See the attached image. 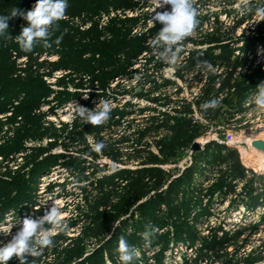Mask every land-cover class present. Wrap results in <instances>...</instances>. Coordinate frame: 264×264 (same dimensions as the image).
<instances>
[{
	"label": "trees",
	"instance_id": "16d2710c",
	"mask_svg": "<svg viewBox=\"0 0 264 264\" xmlns=\"http://www.w3.org/2000/svg\"><path fill=\"white\" fill-rule=\"evenodd\" d=\"M224 1L231 4L236 0ZM35 3L36 0H29L28 11ZM141 3L136 0H68L66 18L58 22V28L51 40L54 45L57 44L55 40L59 38L58 44L63 48V53L56 60H39V53L33 55L32 52L27 55L23 66L17 65L14 58L0 67V77L8 76L16 78L15 81H21L25 89L23 94L31 95L37 109L39 96L50 90L43 78L51 77L57 71H62L61 76L56 77V84L62 88L64 94L59 97V101L73 95L66 89L68 85L80 90L93 85L98 89L99 95H102L115 77L132 78L137 75L138 80H143V87L147 85L137 94L146 96L154 107L151 108L150 115L142 119L143 124L136 131V137L130 139L128 135L121 134L116 139L105 140L101 134L104 131L111 132L120 124L126 114L123 108H112L109 120L100 126L84 123L76 116L71 122L56 128L52 122L42 125L41 115L34 113L35 106L28 112L21 111L23 116H19V121H16V115L6 118V121L15 120L16 127L13 128L12 135L16 133L17 140H21L25 134H32L31 132L37 133L38 136L47 134L52 138L60 136L65 141L61 142V145L68 148L73 143L77 146L83 143L84 134L89 132L94 135L96 141L106 144L100 154L114 163H136L137 167L134 169L122 168L116 171V180L109 175L97 179L92 184L94 195L86 200L89 212L87 218L91 223L88 231H91V235L103 233L113 219H120L119 221L124 223L123 217L132 212V207H136L141 221L150 222L152 227L173 225L171 237L175 243L180 242L194 251V256L190 259L192 264H258L264 260V240L260 246L251 248L248 252H244V248L251 233L258 231L259 223L264 221V213L259 215L260 208H264V191H259V186L264 187V175L247 169L235 150L214 143L213 149L225 152L214 154L212 159H205L208 158L211 143L203 150L194 151L193 165L187 168L180 178L170 180L169 171L162 166L174 163L183 150L190 148L191 144L203 135L201 120H194L190 116L194 110L205 121L215 124H231L243 119L248 110L246 103L249 96L256 91L257 84L264 81V56L258 55V50L264 48V17L252 25L249 23L254 20L256 13H264V0H250L245 12L231 25L221 21L218 15L208 22L205 16L198 14L199 24L194 35L186 38L181 44V47L189 44L193 47L188 50L186 57L175 65L173 72V76L180 80L190 74L195 77L198 92L190 99L177 97L180 89L174 86L175 79L163 77L161 74L160 70L165 64L160 58H149V62L155 67L154 72L135 67L139 57L147 51L149 40L162 28L159 22L142 33L133 34L132 28L139 17L111 19L103 27L98 20L93 19L101 11L109 9L136 13L143 8ZM164 10L170 11L171 6L168 5ZM245 23L249 24L236 34V30ZM86 53L88 55L85 56ZM201 60L209 61L215 71H209L199 65ZM173 86L176 90L169 94ZM211 99H220L219 107L204 112L200 105ZM24 103L27 105L22 99L14 109ZM166 106L170 107L171 111L160 109ZM86 107L94 108L93 105ZM3 108L4 104L0 103V109ZM16 136L8 137L0 143V217L11 213L30 196L29 182L48 173L50 169L41 173L43 170L39 168L40 161L47 158L57 159L51 154H44L47 149L39 146L35 149L27 170H12L8 165L11 162L9 156L22 148L17 143L14 149L13 138ZM145 136L150 139L145 141ZM53 141L54 139L49 141L48 147L54 145ZM92 155L96 156V153ZM24 157L30 158L27 155ZM69 158L74 161L69 162L67 167L78 172L81 177L86 167L80 165V156L69 154ZM49 162L51 166L57 163L52 159H49ZM212 168H216L218 176L206 190L201 186H193L187 193H181L182 180L192 183L194 175L201 178ZM25 172L31 173L30 180L25 179ZM234 182L242 183L237 192ZM215 193L220 197L229 198L231 209L241 204L244 208L242 210L255 213L257 211L259 222L234 225L230 229L225 227L224 222H219L217 225H208L207 233L200 234L196 224L201 221L202 216L210 214L209 206H202V199L213 200ZM182 195L183 197H180ZM163 206H167L164 211ZM145 230L139 224V231L143 233ZM115 235L121 236L118 229ZM126 239L130 245L137 240L134 236ZM167 240L168 236L165 234L156 233L151 239V245L157 241L166 243ZM163 248L166 249L167 245ZM91 262L88 264H92ZM100 262L99 260L97 264Z\"/></svg>",
	"mask_w": 264,
	"mask_h": 264
},
{
	"label": "rangeland",
	"instance_id": "374dc122",
	"mask_svg": "<svg viewBox=\"0 0 264 264\" xmlns=\"http://www.w3.org/2000/svg\"><path fill=\"white\" fill-rule=\"evenodd\" d=\"M136 1L142 2L141 4H143V8L137 10L136 13H124L109 9L108 11H101L100 14L93 19L98 20L100 26L103 27L108 24L111 19H127L129 17H136L138 19L139 17L137 23L132 28V33H142L153 26L151 23V16L154 15L156 7L155 0ZM28 2L29 0H0V16L10 15L14 7L27 12ZM249 2L250 0H236L229 4L224 0H194L198 14L205 16L208 22L218 15L219 19L227 25L233 24V22L245 12L246 5ZM167 6L168 5H165L163 8H158L156 11H163ZM262 17H264V13L258 12L254 16V20L249 23L252 25ZM74 22H78V20H74ZM249 23H245L241 28L237 29L236 34H239L241 29ZM8 24L9 29L6 34L0 36V67L4 66L8 60H13L14 58L17 65L23 66L26 62L27 55L32 52L33 55L39 53V60L48 59L52 61L56 60L58 56L63 53L62 45H53L51 40L49 41L50 46H44L43 43H39L31 52H21L19 45L15 42V36L20 34L22 26H26L27 22L17 15L11 18ZM161 26L163 27L162 24ZM152 40L153 39L149 40L150 44L147 51L139 57L140 60L135 64L136 68L143 70L150 69L152 72L155 71V67L149 62V58L151 56L159 58V55L152 46ZM192 47L193 45L191 44L186 47H181L182 50L178 54L176 63L164 62L165 65L160 70L163 77L172 80L175 79L174 86L180 89L177 97L179 96L185 99H190L198 92L196 79L190 74L186 75L184 80H180L173 76V72L175 65L179 64V62L186 57L185 53ZM86 55H88V53H86L85 56ZM258 55L264 56V48L258 50ZM8 57L10 59H8ZM61 73L62 71H57L53 76L43 78L44 83L50 90L39 96L40 99L37 104L39 109L36 108V103L34 104L29 93L28 95H25V93L23 94L25 89H23L21 81H15L16 78L8 76L0 77V86L4 84L0 88V103L4 104L3 110L0 109V143L8 137L16 136V133L12 135V130L16 127V123H14L15 120L13 122L12 120L6 121V118H13L16 115L15 119L19 121L18 119L23 116L21 111L28 112L32 106L36 108L34 113L41 115L40 122L43 126L47 122H52L56 128H59L61 124L71 122L74 117L78 116L75 111V104L84 107L93 105V107H95L100 99L110 101L112 108H123L126 114L120 120V124L114 127L111 132L104 131L101 133L105 140L116 139L121 134L128 135L130 139L135 138L136 131L143 124L142 119L150 115L151 108L154 107V104L151 103L146 96L137 94L140 89L147 87V85L143 87V80H138L136 77L137 75L132 78L115 77L109 82L102 95H99L98 89L93 85L83 90L68 85L66 89L73 93V95L65 97L66 100L59 101V97L64 94L62 88L56 84V77H60ZM147 74H150V72H147ZM174 86L170 88L169 94L175 92L176 88ZM60 91H62V93ZM90 93H92V95H90ZM252 95L253 93L249 96L246 103L248 110L240 122L215 124L205 121L197 113L199 119L197 118L196 120H201L204 133L195 141L201 145L200 150H203L207 144L211 143L208 158L205 159H212L214 154L219 152L223 154L225 152V150L218 152L213 149L212 143L224 145L226 148L236 151L241 163L247 169L252 170V172L258 175H264V159H262L264 158V152L249 145L250 139L259 138L264 140V109L258 108L252 103ZM85 96H87V98H85ZM22 99H24L27 105L24 103L15 110L14 108ZM160 109L166 112L171 111V108L167 106L160 107ZM33 128L34 126L31 129ZM31 133L30 135H23L21 140H17V136L13 138V143L15 144L13 146L14 149L17 143L21 145L22 148L19 152L15 151L9 156L11 162H9L8 165L11 169L15 171H20L21 168L23 171L27 170L30 167V159H32V155L36 152L35 149L39 146L47 149V152L44 154H51L56 156L57 159L47 158L40 161L39 168L43 170L41 173L46 171L45 169L50 170H48V173L40 175L38 179L35 180L34 178L33 181L29 182L30 196L21 202L11 213H7L3 215V217H0V226L8 227L17 224L19 220L26 215H32L34 217L43 215L45 207L50 208L52 202L55 201L56 206L61 210V216H64L61 218V223L64 227L62 229H53L54 246L45 248L42 255L39 257L32 258L29 256V259L27 258V264H88L90 261H92V264H97L99 260L101 261L100 264H120L118 259L119 254L117 252L118 239L120 236L117 237L115 235L117 229L119 230V235H124L125 238H130L132 236L137 238L136 242L132 245L139 250L140 256L138 259L132 261L134 264H192L190 263V259L194 256V251L184 247L180 242L175 243L171 237L173 225L167 224L164 227L154 226V228L157 229L156 233L158 235L165 234L166 237L168 236V240L166 243L157 241L153 245H151L152 242L146 245L141 236L142 233L139 231V224L146 229L150 225V222L144 223L141 221L139 212L135 210L136 207H132V212H129L123 217L125 219L124 223H121L119 221L120 219H113L109 223L108 228L103 231V233L96 236L91 235V231H88L91 223L87 218L89 212L86 200L91 199L94 195L92 184L103 176L111 175L116 180V171L122 168L134 169L137 167L135 162L114 163L110 158L100 154V152H96L94 150L96 139L94 135L89 132L84 134L83 143H80L78 146L73 143L68 148H64L61 145V142L65 141H63L60 136L52 138L47 134L38 136L35 132ZM229 134L232 135L233 141L226 144ZM31 135H34L35 138ZM51 139H54V145L48 147V143ZM149 139L150 138L147 136L144 138L145 141ZM193 152L191 148L183 150L179 159L174 163L162 166L163 169L169 171L170 180L182 177L183 172L193 165ZM92 153H96V156H93ZM69 154L79 155L82 160L80 165L86 167L81 177L78 175V172L71 171L67 167L69 162L74 161V159L69 158ZM24 155L30 156V158L25 159ZM49 159H52V161L56 160L57 163L51 166ZM199 165H202V163H199ZM25 166H27V168H24ZM24 176L25 179L28 180L32 177L29 172H25ZM45 176L46 178L54 176V180L45 184L47 193H41L39 190L43 179H41V177L45 178ZM217 176L216 168H212L211 170H207L201 178L194 175L192 183L184 179L180 182L181 193H187L193 186H201L206 190L215 181ZM241 184V182H234L236 192L240 190ZM256 185L258 186L257 183ZM261 190L264 191V187L259 186V191ZM180 197H183V195ZM204 205L209 206L210 214L202 216L201 221L196 224V229L200 234L207 233L208 225H217L219 222H224L225 227L229 229L234 225L259 222V215L264 213L262 212V208H260L261 213L257 216V211L255 213L242 210L244 208L241 204H239L237 208L231 209L229 207V198L220 197L217 193L214 194L213 200L203 198L202 206ZM166 207L167 206H163V211ZM34 211L39 213L36 214ZM160 214L161 213H159V215ZM114 224L118 226L113 231ZM259 225V230L251 233L248 243L244 248V252H248L251 248H256L262 244L261 242L264 240V221H261ZM19 227V224L14 225L11 233L14 235ZM46 227L51 226L46 225ZM10 240L11 235L0 233V246H3ZM164 245H167L166 249L163 248ZM8 264H19V260L13 257L8 261ZM258 264H264V260Z\"/></svg>",
	"mask_w": 264,
	"mask_h": 264
},
{
	"label": "clouds",
	"instance_id": "9594fccd",
	"mask_svg": "<svg viewBox=\"0 0 264 264\" xmlns=\"http://www.w3.org/2000/svg\"><path fill=\"white\" fill-rule=\"evenodd\" d=\"M165 5H170L171 10L156 11ZM68 6V0H36L32 9L27 12L14 7L10 15L0 16V36H4L9 29L8 21L19 15L27 22V26H22L20 34L15 36V42L21 51L31 52L39 43L50 46L49 41L52 40L58 28V22L66 18ZM155 6L151 23L155 25L159 22L163 27L153 38L152 46L162 61L175 64L182 42L194 35L199 24L198 11L194 0H155ZM59 42L60 39L57 38L55 43ZM198 63L209 71H215L207 60H201ZM251 100L258 108L264 109V81L257 84ZM219 105L220 99H211L200 107L207 112L209 109L215 110ZM75 111L84 123L100 126L109 120L112 106L110 101L100 99L93 109L75 104ZM105 147L106 144L103 141L94 143V150L98 153ZM17 224L20 227L13 235L12 227ZM17 224L8 227L0 226V233L11 235V240L0 246V264H8L13 257L19 260V264H27L29 256L32 258L41 256L45 248L54 246L53 229L64 227L61 223V210L56 206L55 201L50 208L45 207L43 215L35 217L26 215ZM117 226L113 225V231ZM156 232L157 229L149 225L141 234L146 245L151 243ZM117 252L120 264H132V261L140 256L139 250L130 245L124 235L118 239Z\"/></svg>",
	"mask_w": 264,
	"mask_h": 264
},
{
	"label": "water",
	"instance_id": "95a60500",
	"mask_svg": "<svg viewBox=\"0 0 264 264\" xmlns=\"http://www.w3.org/2000/svg\"><path fill=\"white\" fill-rule=\"evenodd\" d=\"M251 146L254 148H257L258 150H260L262 152H264V140H252ZM190 148L192 151H198V150H200L201 145L197 141H194L191 144Z\"/></svg>",
	"mask_w": 264,
	"mask_h": 264
},
{
	"label": "built area",
	"instance_id": "2783aa9c",
	"mask_svg": "<svg viewBox=\"0 0 264 264\" xmlns=\"http://www.w3.org/2000/svg\"><path fill=\"white\" fill-rule=\"evenodd\" d=\"M188 54V51L185 53V55H187ZM236 54H238L237 52H236ZM249 57H251L250 55H249ZM190 116L194 119V120H196L197 118L199 119V116L197 115V112L194 110L193 111V113H191L190 114ZM232 135L231 134H229V137H228V140H227V142H226V144L227 143H231V141H233L232 140ZM42 178H44V177H41V179ZM45 178H46V176H45ZM47 178H49V177H47ZM48 182H46V181H42L41 182V185H40V188H39V190H40V192L41 193H47V188H46V185L45 184H47ZM262 210H264V208H262Z\"/></svg>",
	"mask_w": 264,
	"mask_h": 264
},
{
	"label": "bare ground",
	"instance_id": "6f19581e",
	"mask_svg": "<svg viewBox=\"0 0 264 264\" xmlns=\"http://www.w3.org/2000/svg\"><path fill=\"white\" fill-rule=\"evenodd\" d=\"M252 140H262V139H259V138L250 139V140H249V145H250V146H251V141H252ZM262 159H264V158H262ZM53 180H54V176H52L51 178H48V179H47V178H43V179H42V181H46V182L53 181ZM62 217H64V216H61V218H62Z\"/></svg>",
	"mask_w": 264,
	"mask_h": 264
}]
</instances>
